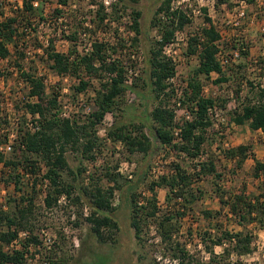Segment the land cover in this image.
Wrapping results in <instances>:
<instances>
[{
    "label": "trees",
    "instance_id": "1",
    "mask_svg": "<svg viewBox=\"0 0 264 264\" xmlns=\"http://www.w3.org/2000/svg\"><path fill=\"white\" fill-rule=\"evenodd\" d=\"M59 6H70V0H56ZM137 2V0H132ZM172 0H162L155 10V15L151 19V27L158 28L160 34L149 49L148 55V78L151 84V91L157 103L150 112L151 126L147 127L148 120L138 123L115 124L108 129L107 137L113 142H121L128 153L141 152L147 154L153 144L155 147H165L177 153H182L191 160L202 155L206 157L199 159L192 170L184 168L180 162H172L169 172L160 175L157 179L147 180L146 173L142 179H125L120 182L118 172L105 171V177L109 186H102L100 178L94 180L92 176L87 185L81 184L79 193L74 196L75 203L86 201L90 208V213L86 220L91 225V231L97 239L102 242L113 240L111 233L105 234L106 229L118 228L117 221L112 217L115 207L112 205V197L115 189H121L128 185V198L130 203L129 224L134 231V238L138 245L145 248L147 243L148 226L154 225L156 234L153 236L160 240L163 253L178 258L177 264H192L193 256L190 255L183 243L175 239L181 228V221L186 215L187 203L203 194V190L195 185L204 178L212 179L215 186L214 192L219 200L220 206L226 208L228 213L235 216L241 225L258 222L264 228V198L263 195L250 196L247 194L245 186L236 191H229L220 186L215 180H220L223 176L218 172L217 165L209 152L204 148L207 141V129L212 125L210 108L216 107L217 100L214 97H205L202 94V78H209L212 73L218 76L214 80L216 83H228L236 81V88L233 95L236 97V106L229 113L230 122L236 125H248L251 130H261L264 133V82L247 81L248 91L245 95H240L241 80L244 77L248 62V48L246 44L235 42L232 49H237L239 55L222 68L217 54L220 51L219 44L221 34L216 29L210 17H205L207 26L203 27L200 34L190 36L188 39L187 52L189 54L198 53V65L192 70L191 76L181 89V104L185 106L191 117L184 119L181 124L180 140L173 142V129L176 123V112L169 106L173 95V89L168 79L176 72L173 60L163 54V47L175 40L176 34L182 31L185 24L189 22L186 13L182 9L173 8ZM218 5L227 3L229 0H216ZM252 1V0H246ZM46 0H21L20 6L12 8V14L0 20V58L3 60L12 59V65L19 76L20 81L25 84L27 96L26 100L18 107V128L17 134L11 144V155H7L0 150V164L7 172H2V178L6 182H12L16 190L20 188V176L16 173L19 168L27 173H36L37 163L41 162L46 167L44 176L48 180L44 202L46 206H53L60 195L70 196L74 189V184L64 183L61 179L60 171L68 169L65 152L67 147L80 150L83 158L95 159L94 149L100 145V137L97 135V125L104 116L113 112L121 106L122 99L127 91L136 89L135 77L128 75V68L115 54L117 48L107 39H91L89 46L83 50L78 49L80 43L79 34L92 31V27L99 29L106 26L112 20L121 21L123 17L130 19L129 27L134 31L133 41H137V35L141 33V11L128 3L127 0H116L110 3L111 10L105 11L103 3L90 2L96 4L93 17L83 18L76 21V29L66 37L70 41L67 52L59 51L56 48L53 38L46 39L45 44L36 42L35 48L42 49L46 67L53 73L64 76L71 75L78 79L75 88L83 91L88 88L91 82L96 81L93 110L85 122L79 124L74 118H61L59 116V105L57 103L56 91L46 94L45 82L37 72L24 68L22 64L25 57L24 49L20 44L25 45L27 31L37 32L38 27L47 19L44 12ZM62 10L59 7L51 9L50 19L62 17ZM78 8L71 10L70 15L77 18ZM88 21L90 25H86ZM87 23V22H86ZM56 29V28H54ZM82 30V31H80ZM82 32V33H81ZM37 37V36H36ZM34 36L33 39H36ZM37 41V40H36ZM123 46V44H122ZM223 47V46H222ZM21 48V49H20ZM18 54V55H17ZM41 57V56H40ZM236 67V70H235ZM2 72H0V75ZM264 77V76H263ZM138 79V78H137ZM130 80V81H129ZM35 98V99H33ZM224 107L226 100H222ZM38 115L37 121L40 127L34 131L26 127L27 116ZM4 123H8L3 119ZM0 126L3 128L1 121ZM148 128L151 136L146 131ZM8 141V132L0 134V145ZM251 155L250 146L239 144L224 150V157L234 162V169H240L244 161ZM84 168L78 170L80 174ZM253 175L259 178L264 175V155L261 159L254 158ZM146 181L148 194L143 197V202L139 204L141 198L137 186ZM129 183V184H128ZM156 187L165 188L166 207L160 208L157 199ZM28 200L20 198V202L15 200L14 205H9L5 210L0 202V264H19L25 260V250L30 241L38 242L36 236H31L28 240L20 243L21 248L11 251H4V246L19 237V230L23 227L26 219V211H30L28 206L22 208L20 203ZM186 202V204L184 203ZM21 207V208H20ZM220 213L219 211H215ZM214 212L203 210L202 215L206 219L213 218ZM76 223V222H75ZM108 233V232H106ZM201 236L205 240V249L211 253L213 247L207 244V239L211 244H224L229 242V246L224 248L223 255L229 256L231 251L236 254V260H228L223 257L222 264H242L240 256L252 252L251 243L253 235L249 231L228 232L224 231L221 236H216L215 240ZM211 260V259H210ZM49 264H57L53 258L48 259ZM153 261V259L151 260ZM195 264H207V262L196 261Z\"/></svg>",
    "mask_w": 264,
    "mask_h": 264
},
{
    "label": "rangeland",
    "instance_id": "2",
    "mask_svg": "<svg viewBox=\"0 0 264 264\" xmlns=\"http://www.w3.org/2000/svg\"><path fill=\"white\" fill-rule=\"evenodd\" d=\"M103 3L105 11L111 10L109 5L104 4V0H70V6H59L56 0H46L44 3V12L47 19L38 27L37 32L27 31L25 36V45L20 44L25 57L22 64L25 69L37 72L45 80V92L50 94L57 88L62 90L66 99L71 103H81L78 111L73 113L72 118L79 124L85 122L88 115L95 110L94 97L97 82L93 81L86 90L78 91L75 86L78 85V79L75 76H59L46 67L45 56L42 49H36L34 44L40 42L45 44L46 39L53 38L56 48L59 51L67 52L70 41L66 35L76 29V21L83 18L93 17L96 4L90 5V2ZM162 0H127L128 3L141 11V33L137 35V41L134 42V31L129 27L130 19L126 16L121 21L112 20L96 29L88 21L92 31L85 34H79L81 40L78 49L83 50L89 46L91 39H107L117 48L114 57H118L128 68V75L136 78V89L127 91L124 95L121 106L113 112L106 114V118L112 120V125L107 127L102 121L97 125V135L100 137V145L94 149L95 159L83 158L80 150L67 147L65 156L68 163V169L60 171L61 179L64 183L74 184L73 192L70 196L65 195V200H57L51 206H46L44 202V193L42 190L46 167L41 162L37 163L36 173H27L19 168L16 172L20 178L21 190H16L12 182H6L1 177L2 172H7L0 164V202L5 210L9 205H14L15 200L20 202L21 197L29 199L20 203L22 208H28L26 219L23 221V227L19 230L20 243L28 240L31 236H36L38 242L30 241L25 250V260L19 264H49L51 257L57 264H170L178 258L163 253L160 240L154 238L156 234L154 225L148 226L147 243L142 248L134 238V231L129 224L130 203L128 198V180L142 179L144 172L147 180H155L160 175L169 172L172 162H180L184 168L192 170V166L204 157L202 155L191 160L182 153H177L169 148L155 147L147 153L141 152L128 153L121 142H113L107 137L108 129L115 124L120 123H138L148 120L147 127L151 126L149 118L153 106L157 103L151 91V84L148 78V55L153 41L158 38V28L151 27V19L155 15L156 8ZM260 1V0H259ZM245 1V14L237 18L238 24H228L227 20H236L235 12L238 7V0H229L227 3L219 4L216 0H172L173 8L182 9L189 22L185 24L182 31L176 34L175 40L163 47V54L170 57L174 64L181 88H184L186 81L192 74V70L198 65V53L189 54L187 52L188 39L190 36L200 34L203 27L207 26L205 17H210L216 29L221 34V43L223 51L222 56H226L232 50V44L235 42L244 43L248 48V62L244 77L240 81V95H245L248 91L247 81L264 82V0ZM21 0H0V20L5 16L12 14V8L20 6ZM59 7L62 10V17L50 19L51 9ZM78 8L77 18L70 15L71 10ZM87 20V19H86ZM56 28V29H54ZM82 31V30H80ZM82 33V32H81ZM36 39H33V37ZM37 40V41H36ZM123 44V46H122ZM18 55V54H17ZM41 56V57H40ZM3 60L0 58V121L4 129L0 128V134L15 130L11 121L18 117L17 111L21 103L30 100L27 96L25 84L20 81L16 69L11 66L12 59ZM236 70V67H235ZM217 73H212L209 78H202L205 97H214L217 100L216 107L211 110L212 125L207 129V141L205 149L214 159L218 172L223 176L220 180H215L220 186L229 191H236L245 186L247 194L256 196L262 194L260 199L264 198V175L259 178L253 175L254 158L261 159L264 155V133L261 130H251L248 125H236L229 120V113L236 106V97L233 95V89L236 88V81L232 84L216 83ZM138 78V79H137ZM224 107L220 104H224ZM168 104L176 110L175 119H183L184 113L177 109L171 95ZM84 103L86 106H84ZM8 123H4L3 119ZM12 119V120H11ZM10 121V123H9ZM150 137L151 134L146 130ZM153 138V137H152ZM4 144V143H3ZM245 144L250 146L251 155L244 161L242 168L234 169V162L224 157V150L230 147ZM9 156L10 152H6ZM127 164V166L125 165ZM84 168L80 174L78 170ZM118 172L120 182H126L121 189H115L112 197V205L115 210L112 217L117 221L118 228L105 230V234L111 233L113 240L102 242L91 231L90 223L85 219L90 213V208L86 201L75 203L73 198L79 193L81 184L87 185L90 178L94 180L100 178L99 183L106 187L112 185L105 177V171ZM131 174V177H129ZM125 179H128L124 181ZM146 181L137 186L140 192L139 204L143 202V197L148 194L146 190ZM129 184V183H128ZM204 192L199 195L189 206L185 217L181 221V228L175 239L183 243L187 252L192 255L193 262H207V264H222L223 257L228 260H236V254L231 251L227 257L223 255L224 248L229 246V242L224 244H211L207 239V244L213 247L211 253L205 248V232H208L211 239L221 236L224 231L237 232L249 231L253 235L251 243L252 252L240 256L242 264H264V249H259L258 242H264V228L258 222H252L247 225H241L235 216L228 213L226 208L220 206L219 200L214 192L212 179L204 178L195 182ZM5 190V193L1 191ZM157 199L160 208L166 207V189L156 187ZM61 196V195H60ZM186 204V202H184ZM20 207V208H21ZM203 210L214 212L213 218L206 219ZM219 211L220 213H216ZM76 222V223H75ZM108 232V233H106ZM48 236L51 241H48ZM8 251H11L8 249ZM160 258V259H158ZM153 259V261H151ZM211 259V260H210ZM169 260L170 262L164 261ZM162 262V263H161Z\"/></svg>",
    "mask_w": 264,
    "mask_h": 264
},
{
    "label": "built area",
    "instance_id": "3",
    "mask_svg": "<svg viewBox=\"0 0 264 264\" xmlns=\"http://www.w3.org/2000/svg\"><path fill=\"white\" fill-rule=\"evenodd\" d=\"M111 1H113V0H104L103 1L104 4L106 5V8H107V5H109V3ZM245 1L246 0H238L239 9H237L235 12L236 20L235 19L234 20H227L228 24L236 25V24H238L237 18H241L244 16V14H245L244 7L246 6L244 4ZM256 1H259V0H256ZM259 2L262 3V0H260ZM221 40H222V38H221ZM221 40L219 41V44L221 43ZM222 51H223L222 45H220V51L218 52L217 57H218L219 62L221 63L222 68H225V65L229 62L230 56H231V60L232 59L234 60L239 55V51L237 49H232L226 56L223 57L221 54ZM179 81L180 80L178 79V73H176V72L173 76H171L168 79V82L170 83V86L173 89V100H174L175 106L177 109L182 110L184 113L183 119H181L180 117L178 118V120L176 119L177 124L175 125V127L173 129V136H174L173 142H178L181 139L180 138L181 137L180 136V131H181L180 126L182 124V121L184 119L185 120L190 119V117H191L188 109L181 104L180 96H181V89L182 88H181ZM44 82H45V80H44ZM55 91H56L57 103L59 105V116L61 118H72L73 113L78 111V108L80 107L81 103L80 102L79 103L78 102L77 103H71L68 99L65 98L62 90L57 88ZM33 99H35V98H33ZM82 104L84 106H86L84 103H82ZM213 108H215V107H213ZM211 110H212V108H210L209 112H211ZM175 112H176V110H175ZM37 118H38V115H35L33 117L31 115L27 116L26 127L29 130L34 131L40 127V124L38 123ZM9 123H10V121H9ZM11 123L15 126V130L13 131V129H12V130L7 131L8 132V141L6 143L0 145V150H2L4 153L11 150V144L13 143V140L15 139L16 134H17L19 118L15 117L11 121ZM102 123L107 125V127H110L112 125V120H110L109 118H106V115H105L104 118L102 119ZM0 128H2V127L0 126ZM4 129L8 130V128L3 127L2 131ZM125 165L127 166V164H125ZM129 177H131V174H129ZM47 184H48V180L45 178L43 180V183H42V190H43L44 195L46 192ZM1 193H5V190L2 189ZM60 200H65L64 194H62L60 196ZM19 235H21V234H19ZM18 241H19V237L14 239L13 241H11V243H9L8 245L4 246L3 250L8 251V249L13 250L15 248H18L19 247ZM48 241H51V238L49 236H48ZM257 246L259 247V249H264V242L263 241L261 243L258 242ZM158 259H160V258H158ZM164 261L170 262L169 260H164ZM177 263L178 262L176 259H174L172 262H170V264H177Z\"/></svg>",
    "mask_w": 264,
    "mask_h": 264
}]
</instances>
